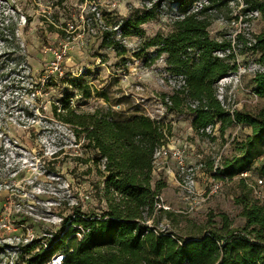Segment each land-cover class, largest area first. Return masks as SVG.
<instances>
[{
	"label": "rangeland",
	"instance_id": "1",
	"mask_svg": "<svg viewBox=\"0 0 264 264\" xmlns=\"http://www.w3.org/2000/svg\"><path fill=\"white\" fill-rule=\"evenodd\" d=\"M151 4L150 0H0V264H26L22 245L50 236L73 207L98 210L105 204L100 199L102 178L93 161L97 154L52 115L51 104L66 94L79 111L128 115L140 109L162 124L167 148L184 149L185 170L171 154L160 156L153 182L164 179L161 205L182 224L186 217L202 222L210 212L225 211L235 226L242 225L234 201L241 192V177L254 184L255 196L264 199V178L257 171L264 155L251 170L232 178L223 165L238 154L236 142L250 133V127L235 125L222 134L218 122L208 128L209 137L197 136L191 116L168 112L161 102V94L183 83L181 76L168 71L166 54L152 61L156 48L150 47L139 59L135 53L142 48L141 38L121 36L119 25L130 9ZM206 4L207 0H195L194 9ZM207 15L212 20L211 37L234 40L239 64L237 72L219 80V99L229 110L257 114L264 100L253 93L252 77L262 67L256 63L258 54L241 51L243 45L235 38L241 33L251 39L260 32L264 27L260 14L249 12L243 0H214ZM179 16L172 0H160L158 18L143 28L148 36L167 33ZM52 23L62 32L52 31ZM105 31H115L110 38L119 40V49H126L123 54L102 46ZM58 54L62 57L56 70L53 62ZM55 72L57 85L46 89L48 76ZM77 76L91 86L90 96L70 84ZM216 184L219 188L212 192Z\"/></svg>",
	"mask_w": 264,
	"mask_h": 264
},
{
	"label": "trees",
	"instance_id": "2",
	"mask_svg": "<svg viewBox=\"0 0 264 264\" xmlns=\"http://www.w3.org/2000/svg\"><path fill=\"white\" fill-rule=\"evenodd\" d=\"M150 1L151 5L132 7L122 18L121 36L141 38L142 48L135 53L139 59L150 47L156 48L152 61L166 54L168 71L181 76L183 83L171 93L161 94V102L168 112L191 116L197 136L209 137L208 128L218 122L222 134L235 125L250 127V133L236 142L238 154L223 162L229 178L246 173L264 155V107L257 114L229 110L218 97L219 80L237 72L239 64L234 40L210 35L212 20L207 11L214 0L196 10L195 0H172L180 16L167 33L148 36L143 25L158 18L160 7V0ZM243 2L264 22V0ZM51 27L57 34L62 32L54 23ZM12 34L16 37L15 30ZM114 34L105 31L102 46L121 55L126 49L120 50L119 40L110 38ZM235 40L243 45L241 51L258 54L256 63L262 69L252 77V90L264 100V27L251 39L239 33ZM220 51L228 53L220 56ZM58 79V72L49 75L44 87H55ZM70 84L85 97L92 94L81 76L70 79ZM98 94L105 96L104 92ZM51 112L72 129L85 148L97 154L93 161L102 178L100 199L105 204L98 210L75 206L71 214L61 216L59 229L50 236L22 245L26 264H48L58 253L64 255L62 264H264V199L254 195V184L246 177H241V192L234 197L242 225L235 226L225 211L210 212L202 222L186 217L182 224L161 205L164 179L153 182L155 154L168 142L160 122L140 109L128 115L102 109L79 111L70 94L58 104L53 102ZM257 171L264 178V164ZM165 218L169 221L162 227Z\"/></svg>",
	"mask_w": 264,
	"mask_h": 264
},
{
	"label": "built area",
	"instance_id": "3",
	"mask_svg": "<svg viewBox=\"0 0 264 264\" xmlns=\"http://www.w3.org/2000/svg\"><path fill=\"white\" fill-rule=\"evenodd\" d=\"M62 57L61 54H58L57 55V60L55 62H53V66L54 68L57 70L58 69V60ZM184 149L183 148H180V149H176L174 151H170L168 148H167V145L166 146H162L155 154V160H154V170L156 169V165H157V159L158 157L160 156H163V157H167L168 155L171 154V156H173L174 158H176L178 161H179V164H180V167L182 170H185V162H184ZM245 174V173H243ZM260 182H262L263 180L262 179H259ZM219 188V185H215L214 189L212 190V192H216ZM63 257L64 255L63 254H56L54 255L51 260L48 262V264H62L63 262Z\"/></svg>",
	"mask_w": 264,
	"mask_h": 264
},
{
	"label": "water",
	"instance_id": "4",
	"mask_svg": "<svg viewBox=\"0 0 264 264\" xmlns=\"http://www.w3.org/2000/svg\"><path fill=\"white\" fill-rule=\"evenodd\" d=\"M226 77V76H225ZM224 78V77H223Z\"/></svg>",
	"mask_w": 264,
	"mask_h": 264
}]
</instances>
